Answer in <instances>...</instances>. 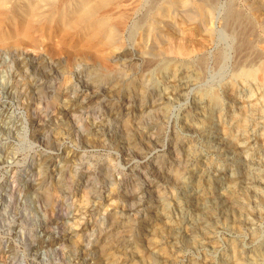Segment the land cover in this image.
<instances>
[{"label":"rangeland","instance_id":"374dc122","mask_svg":"<svg viewBox=\"0 0 264 264\" xmlns=\"http://www.w3.org/2000/svg\"><path fill=\"white\" fill-rule=\"evenodd\" d=\"M143 1L128 25L155 8L154 0ZM214 5L210 33L180 14L164 32L166 44L189 48L188 67L183 57L168 56L160 68L145 69L140 31L129 28L121 36L126 52L105 63L117 76L103 82L98 73L105 64L78 49L79 38L64 41L61 33L45 31L35 46H0V264H264V4ZM232 6L255 26L244 61L237 58L238 36L225 22ZM97 46L92 50L105 53ZM172 69L182 81L170 78ZM249 100L256 116L249 129L257 137L243 144L227 134L231 142L211 147L203 127L207 115L225 130H246ZM46 157L47 175L37 185ZM246 163L249 180L237 186L239 209H217L190 231L197 214L183 212L178 202L186 170L202 165L211 179L224 182L239 178ZM114 169L123 176H114ZM136 190L146 203L162 196L168 209L155 207V220L138 208L124 211L122 195ZM113 211L120 241L134 249L122 253L119 245L111 262L97 244L107 241L106 215ZM254 251L262 258L248 262Z\"/></svg>","mask_w":264,"mask_h":264},{"label":"bare ground","instance_id":"6f19581e","mask_svg":"<svg viewBox=\"0 0 264 264\" xmlns=\"http://www.w3.org/2000/svg\"><path fill=\"white\" fill-rule=\"evenodd\" d=\"M140 1L141 0H0V46L18 48L27 41L28 43L31 42L35 46L39 42V39L37 38L45 37V31L46 34L57 32L63 35L64 41L71 40L73 37H75V39L79 38L78 42H81L82 44L80 45L77 43L79 44L78 49L83 52L89 51V53L91 51V54L96 61L100 60L105 64L108 63L109 56H113V59H120L126 52L125 48L122 47L123 42L121 36L123 31L125 32L129 28L132 31H140V53L142 55L141 58L145 63V69L152 71L154 68H160L161 65L163 66V59L167 58L168 60V56L183 57L182 61L180 60V62L183 66L188 67L187 64L189 61L188 59H185V56L187 57V55L190 54L189 48L182 44H173L171 42L170 43L172 45H170L169 42V44H166V39L168 38H166V34L164 32L174 25L173 20L175 15L180 14L186 16L188 19H194L200 25H204V27L207 25L206 29L210 33V19L216 0H152V6L155 8L152 10L147 9L148 11H145L146 13L141 12L145 15H141L142 17H140V20L138 17L136 22L128 25V21H130L131 17L130 15L134 13L137 5L140 4ZM252 1L258 4L259 7L262 3L264 4V0H250V2ZM143 2L144 1L142 0L141 3ZM247 2L249 3V1ZM144 4L146 5V3ZM149 6L151 7V5ZM150 7L149 9H151ZM261 7L263 6L261 5ZM236 9L237 8H233V6L227 9L225 22L229 25L228 28L238 36V43L236 44L238 50L237 58L239 61H244L247 57V52L250 51L251 48L250 35L252 34V29L255 26L250 22L251 20L249 21L246 16ZM137 10L138 9H136V11ZM263 29L264 28H262V30ZM97 45H100V47L105 49V53L103 52L105 55L99 53V51L97 52L92 50L94 47H99ZM107 53L108 56H106ZM200 62L202 61L200 60ZM101 63L99 66H101ZM109 64L110 63H108V65ZM108 65L105 64L104 69V66L101 67V71H103L102 73H98V78L101 79V81L107 80L112 76L114 77V75L117 73L116 68H112ZM176 71L177 70L174 69L170 71V78L175 83L182 81V79L176 74ZM195 73L198 72L195 71ZM262 73L264 77L263 69ZM108 82H112V78L111 81L109 80ZM120 84H126L124 86H127L128 83H126L124 80L123 82H120ZM113 85L117 84L115 83L112 84V86ZM93 95L95 94L93 93L90 96ZM77 97L78 95H76L75 98ZM250 101L251 100L247 101L244 105V107L247 108H243L244 111L247 112L244 114V117L249 119L246 130H242L241 128H238L235 132H231V130H225L226 128L223 127L224 123H222L221 120L219 123V119L212 120L211 114L209 113L207 115L203 127L206 130L205 141L210 144L211 147L216 146V144L225 145L228 142H231L232 138L227 136V134H233L236 141L243 144H247L249 141L254 140L255 136L257 137L254 130L249 129L250 124H253L256 121L254 118L256 117L255 113H252V111L249 110ZM126 124L127 122L125 125ZM157 124L158 122L155 120V122L150 123L149 127H155ZM257 125L261 126L260 121ZM216 131H219V133L215 134L217 136H213V132ZM174 138L178 141L176 133L174 134ZM253 149H257V147L255 146ZM49 161L50 159H47L46 157L42 163L40 162L41 164L39 163L42 165L43 170H41L43 172H40L41 176L39 175L40 177L36 180L37 185L41 184L42 181L45 180L47 169L49 168ZM248 165L249 163H246L247 167L243 169L244 172L240 174L239 178L231 176L224 182L220 181L217 176L214 179H211L208 175L209 170L203 168L202 165H196L195 167L186 170L188 174V180L184 179L180 181L181 190L183 191L180 192V196L178 195V202L180 204L179 207L183 212L191 211L193 212V217L195 213L197 214L196 227L193 226L194 228L192 227L190 231L196 229L197 224L201 225L202 223H206L207 219H210L209 216L211 212H215L217 209L221 210L222 212L239 209V190L237 192V186L247 182L248 177L246 172L248 171ZM40 168L38 170H40ZM133 168L134 166H132L130 170ZM113 173L114 176L117 177L118 175L123 176L124 174V172L118 171L116 169L113 170ZM174 175L175 177L179 176V172L174 170ZM44 189L45 188L42 189L44 194L43 197L45 199L50 198V192H47V189ZM139 192L137 190L133 191L129 193V195L126 194V197L125 194L122 195V209L125 207L124 211L127 210L126 207H128V210L131 209L133 211L138 208V212L143 210L145 214H148L150 217H152V219H154L155 207L161 208L164 210V212H166L168 209L166 199L162 196H159L156 199L157 201L150 200L146 203L143 202L138 196L140 195ZM93 211L94 210L92 208L88 210V212L91 213L90 215L93 214ZM106 216V219L108 218V221H106L108 228L106 230L107 235L105 240L109 242H98L97 247L99 249L98 252H100L102 256L104 253V258L108 260V258L110 259V257L117 254L118 248L116 247H119V245L124 248L122 253H128L131 247L133 249L134 247L129 244V242L120 241L122 238L119 230L120 221L118 220V212H109ZM136 247L140 254H144L141 250L140 244H137V242ZM109 249H112L113 252L108 253ZM261 254L262 253L258 251L250 252L247 254L246 260L248 259V262L251 263L256 262L262 258ZM249 256L252 260L248 258ZM167 264H173L172 260H168Z\"/></svg>","mask_w":264,"mask_h":264}]
</instances>
